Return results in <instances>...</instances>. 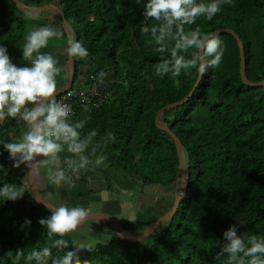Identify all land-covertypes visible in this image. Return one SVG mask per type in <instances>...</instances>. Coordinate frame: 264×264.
Instances as JSON below:
<instances>
[{"label":"trees","instance_id":"trees-1","mask_svg":"<svg viewBox=\"0 0 264 264\" xmlns=\"http://www.w3.org/2000/svg\"><path fill=\"white\" fill-rule=\"evenodd\" d=\"M29 1L62 11L71 38L82 42L89 52L84 59L74 58L72 87L93 80L99 83L102 97L96 108L89 104L77 108L74 118H89L84 132L97 131L94 143L102 145L108 170H119L137 187L176 188L180 176L175 145L166 132L157 129L154 120L161 108L188 95L199 73L196 69L182 73L176 78L179 87L170 75L160 78L155 74L161 56L150 34L141 32L142 27L154 23L144 20L147 0ZM32 13L37 12L21 11L10 0H0V46L7 48L17 67L30 66L23 59L20 41L32 29L49 26L64 33L56 12H38L44 15L43 20L34 19ZM196 27L204 33L219 29L234 32L243 46L246 80L256 83L264 79V0H231L212 21L198 18L191 30ZM219 38L224 43L221 64L208 69L186 103L162 115L181 144L188 173L185 194L174 215L144 242L114 238L96 245L93 252L82 250L78 253L81 260L91 264H228L220 253L226 243L223 234L231 226H237L238 235L264 238V86L243 84L234 37L222 33ZM64 69L62 65L66 77ZM102 71L106 73L103 83ZM25 129L11 117L0 122V188L4 184L26 185L22 198H0V264H36L26 259L27 254L34 248L50 247L59 238L49 237L47 228L39 223L51 214L35 203L26 171L19 174L3 147L4 142L21 138ZM108 133L115 138L108 139ZM45 172L46 168L40 170ZM41 187L52 193L49 180ZM172 199L174 203V196ZM161 216H148L140 222L134 237ZM25 220L31 224L25 225ZM65 238L70 245L66 252L72 250V242L69 235ZM18 249L25 253L19 259ZM62 254L52 249L53 257Z\"/></svg>","mask_w":264,"mask_h":264},{"label":"clouds","instance_id":"clouds-1","mask_svg":"<svg viewBox=\"0 0 264 264\" xmlns=\"http://www.w3.org/2000/svg\"><path fill=\"white\" fill-rule=\"evenodd\" d=\"M140 0H137L139 3ZM231 0H212L211 3H198L197 0H147L144 6L145 22L153 21L151 27L141 28L142 34H150L157 45L156 51L161 61L155 66V74L160 78L170 75L176 87L180 81L176 79L196 69L201 78L209 68L218 67L224 56V43L218 33H204L199 27L191 30L200 17L212 21L222 11L223 4ZM64 33L53 27L44 26L32 29L25 37L22 48L23 59L28 67H17L11 62L6 47L0 46V122L11 117L23 121L27 130L21 138L14 142H4L3 147L10 154L13 167L25 165L33 183L40 170L46 168L49 183L60 186H75L79 173L95 171L106 160L101 151L102 145L94 143L98 135L96 130L85 133L88 117L74 118L73 106L57 99V76L62 72L59 61L47 52H42L52 38H61ZM67 53L70 57L84 59L89 56L82 42L75 39L68 41ZM190 54V58L189 57ZM170 55V58H165ZM105 72H100L103 83ZM96 79V77H93ZM108 139H114L112 133ZM62 154H64L62 156ZM42 158V159H39ZM92 183V177H88ZM26 185L4 184L0 188V198L15 201L23 197ZM53 193L48 192L37 198L38 202L51 212L39 223L48 230V236L59 237L50 247L31 250L26 259L36 264H91L90 260H81L78 255L82 250L93 252L95 244L80 245L65 238L83 225L90 216V208L83 205L69 207L65 204L55 206L49 201ZM30 225V220H25ZM237 226H231L224 232L226 243L220 255L226 256L228 264H264V238L255 235L241 236L237 234ZM52 249L62 252L53 257ZM11 253L9 252L8 255ZM25 255L18 249L16 258ZM219 258V256L217 257Z\"/></svg>","mask_w":264,"mask_h":264},{"label":"rangeland","instance_id":"rangeland-1","mask_svg":"<svg viewBox=\"0 0 264 264\" xmlns=\"http://www.w3.org/2000/svg\"><path fill=\"white\" fill-rule=\"evenodd\" d=\"M18 1L27 6L42 7L35 6V3L29 0ZM32 14L34 19H44V15L38 12ZM50 19L51 22L54 20V18L47 16V20ZM25 42V38L20 41L21 49ZM41 51L52 54L59 61L58 67L62 68V65H64V71L67 72L66 63L62 62L65 56L66 58L68 57L66 37L52 38L49 41L48 47ZM65 60L67 61V59ZM56 79L57 89L59 90L62 88L63 83H66L67 76L65 77L64 74L63 77V72H61ZM73 87L77 86L74 84ZM17 169L19 174L22 175L27 167L21 165ZM78 175L79 179L74 178V187L66 186L63 183L60 186L50 184L53 198L49 202L55 206L61 204L69 207L83 205L86 208H90V214L100 213L110 215L120 222L130 237H134L138 233L137 225L148 218V216L164 215L167 213L171 209L168 208L173 203L172 198L173 196L175 197L176 193V188L173 189L172 186L146 185L137 187L135 184L132 185L123 178L124 175L119 170L109 171L106 161L96 168L95 171H82ZM89 176L92 177V183L88 182ZM38 177L39 187L42 186L44 180H48L47 172L44 174L39 173ZM46 193H48L46 188H39L40 196H44ZM112 226L111 222L104 224L97 220H88L83 225L78 226L73 233L69 234V238L71 242L76 241L80 245L94 243L96 246L104 244L117 238Z\"/></svg>","mask_w":264,"mask_h":264},{"label":"water","instance_id":"water-1","mask_svg":"<svg viewBox=\"0 0 264 264\" xmlns=\"http://www.w3.org/2000/svg\"><path fill=\"white\" fill-rule=\"evenodd\" d=\"M10 1L12 3H14L16 8L21 10V11H32V12L54 11V12H56L60 17L61 26H62V29H63L65 37H66V41H67V47H69L68 41L72 39L71 35H70V29H69V26L65 20L64 14L56 6L46 5V6H42V7H31V6H27L23 3H21L18 0H10ZM212 33H218V34L226 33V34H229V35L234 37V39L237 43L238 49H239V57H240L239 75H240V79L243 82V84H245L246 86H249V87L264 86V79L262 81L256 82V83L248 82L246 80L245 74H244L245 66H244L243 46H242L239 38L234 34V32H232L231 30L219 29V30H216ZM73 66H74V57H70L68 55L67 61H66V70H67V74H68L67 75V81H66L65 85L61 89L58 90L57 97L62 95L65 91H67L72 86L73 78H74V67ZM200 80H201V76H200V74H198V77H197L191 91L188 93V95L181 101L166 105L163 108H161L158 111V113L155 117V120H154L157 129L166 132L172 138L174 145H175V150H176V155H177V160H178L177 173L179 174L180 178L176 182V193H175L174 203H173L172 208L167 213H165L164 215H162L161 217H159L158 219H156L155 221L150 223L147 226V228L145 229V231L136 237H130L126 233V230L123 228V226L120 224V222L110 215L100 214V213H92V214H90V216L88 218V220H97V221H100L104 224L106 222H111L113 224L112 227L114 228V233H115L116 237L121 241H124L127 243H141V242H144L145 240H147L155 232V230L157 229V227L161 223L171 219V217L174 215L179 203L181 202L182 198L184 197L186 186H187L188 173L185 169V166H184V163L182 160L181 144H180L179 140L174 136V134L164 124V121L162 119V115L165 111L170 110L172 108H175L177 106H180V105H183L184 103H186L188 101V99L191 97V95L194 93V91H195L197 85L199 84ZM21 122L24 124L23 121H21ZM39 159H41V158H39ZM28 172H29V169H26L27 187H28V190L31 194V197L33 198L35 203H37V205L45 208L51 214V212L44 206V204L38 202V200H37V198L40 197L39 186H38L39 185V177L37 178L35 183H33L32 178L28 175Z\"/></svg>","mask_w":264,"mask_h":264},{"label":"built area","instance_id":"built-area-1","mask_svg":"<svg viewBox=\"0 0 264 264\" xmlns=\"http://www.w3.org/2000/svg\"><path fill=\"white\" fill-rule=\"evenodd\" d=\"M99 83H95L93 80L90 84L82 87H70L57 99L63 100L65 103H69L73 106L74 111L77 108L89 104L96 108L98 102L101 100V92L98 90Z\"/></svg>","mask_w":264,"mask_h":264},{"label":"crops","instance_id":"crops-1","mask_svg":"<svg viewBox=\"0 0 264 264\" xmlns=\"http://www.w3.org/2000/svg\"><path fill=\"white\" fill-rule=\"evenodd\" d=\"M63 47V46H62ZM68 48V47H67ZM63 49V48H62ZM64 59H67L66 56L64 57ZM64 59L62 60V62H64ZM42 159V158H41ZM131 227V226H130ZM129 228V227H128Z\"/></svg>","mask_w":264,"mask_h":264}]
</instances>
